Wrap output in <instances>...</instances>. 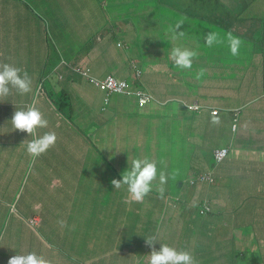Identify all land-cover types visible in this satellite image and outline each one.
<instances>
[{"label": "crops", "instance_id": "1", "mask_svg": "<svg viewBox=\"0 0 264 264\" xmlns=\"http://www.w3.org/2000/svg\"><path fill=\"white\" fill-rule=\"evenodd\" d=\"M77 1L20 0V3L13 4L12 0H0V63L21 67L33 79L32 93L19 95L13 91L12 95L0 101V235L10 227L8 238L3 241V234L0 236V264H8V260L15 255H27L32 252L44 256L50 264H108L104 260L117 253L113 244L118 242L119 237L127 234L126 230L123 235L122 230L129 226L127 220L130 216L138 214L147 203L151 212H146L145 216V232L148 234L156 222L155 218H159V211L167 208L169 202L166 197L168 194L165 193L164 199H160L159 194H150L142 203H126V186L113 191L110 190L109 182L122 179V174L130 168L133 159L150 158L155 154V137L152 140L149 137L159 135L155 132L162 125L163 128H169L166 131L168 134L171 131L169 121L168 125H165L166 120L161 118L166 108L175 106L178 120L184 123L185 130L189 129L190 138L201 127L200 120L195 117L204 118L209 115L205 110L196 112L189 109L195 101L193 98L160 94L159 89L152 90L150 87L148 89L152 90L150 93L153 101L139 105L135 98V107L130 109L124 100L111 99L113 95L125 94L103 92L92 86L86 77L71 74L68 67L60 64L61 60L71 66H86L89 73L99 79L112 74L131 82V77L127 78L123 74L122 65L117 64V58H114L113 64L110 65L112 60L107 56V47L100 46L95 39L90 49L82 53V46L89 41L91 33L95 30H84L70 41L65 30L74 25L67 21V18H79ZM83 18L87 21L89 19L87 14ZM70 44L66 49L65 46ZM56 61L58 64H55ZM59 65L63 67L60 74L64 81L61 93L62 96H67L66 101L59 99V96L54 97L55 89L49 76L51 69H58ZM35 96V107L49 122L48 127L41 131L43 134L54 131L57 141L54 148L33 160L27 152L25 141L33 137L15 130L11 119L15 111L26 110L29 101ZM55 99L59 100L58 105L53 104ZM262 99L264 98L257 97L255 102L259 103ZM65 102L66 107L63 108ZM149 103H153L152 107H147ZM257 105L264 107L262 101L260 106ZM83 116H86L89 124L80 125ZM63 129L65 137L61 133ZM205 139L211 138L208 136ZM213 146L218 145H212L208 155L204 156L201 162H193L195 175L189 172L190 185L187 184L186 189L193 187L195 190L176 197L172 202L171 206L176 210L179 222L173 228L168 226L166 232L174 236V228L179 225L195 228L199 234L198 242L210 235L211 247L219 252L224 251L226 247L222 236L229 239L232 232L239 241L247 239L242 238L244 234L237 233L244 230L247 215L234 214L227 229L225 216L215 208V204L223 202L211 198L209 200L214 203L212 212L206 214L208 222L197 224L195 198L202 189L209 188V184L194 183L195 178L202 174H214L213 166L216 164H219V177L230 173L223 160L216 162L211 158ZM154 161L158 172L169 170L168 166H161L160 160ZM245 168L249 170V163ZM260 173L247 174L253 186L241 185L238 190H255L253 193L258 195V190H262L264 182V175L262 177ZM230 175L236 174L231 173L228 176ZM25 176L26 187L22 188L21 180ZM257 178L260 179L254 183ZM46 180L51 182L48 187ZM39 186L47 189L39 190ZM23 190L27 191V197L19 210ZM153 190H156V187L153 186ZM74 199L80 204L74 202ZM176 200L186 202L177 204ZM56 206L65 209L66 206L76 207L72 212L67 211L63 220L66 222L65 227H61L55 219ZM123 218L126 219L125 222H122ZM201 226L204 228L200 229ZM135 231L133 225V234ZM259 243L264 244V234L259 238ZM253 254L256 258L264 257L263 250ZM261 264H264V261Z\"/></svg>", "mask_w": 264, "mask_h": 264}, {"label": "rangeland", "instance_id": "2", "mask_svg": "<svg viewBox=\"0 0 264 264\" xmlns=\"http://www.w3.org/2000/svg\"><path fill=\"white\" fill-rule=\"evenodd\" d=\"M132 1L133 0H106L105 2L104 0H78L76 3L78 9L76 8V10H78L77 14H79V18L77 16L76 18H67V21H69L74 26H72V28H67L65 32L68 34L70 41L71 39H74L76 34L81 33L84 30H100L102 32L100 34L105 35V37L108 30H113L115 31V33H119L122 41H124L123 43L121 40H119L121 45L125 46V43H127V45L129 44V47H122V49L115 50L112 45L105 44V47H107L108 49V54L110 55V58L112 60V63H110V65L113 64V59L116 56L119 61L117 64L122 65L123 74L128 78L132 72L130 63H136L135 66L139 67L142 73V78L140 79L142 81V89L149 90V87L152 90L153 88L157 90L159 89L162 93L169 95L173 94V96L176 98H180L183 95L182 91H187L185 93L186 96L184 97L186 99H191L189 97L196 95V90L194 88L195 85H197L199 92H201L203 95H208V92L212 90V88L209 86H215L219 84L223 89L218 91L216 94H220L223 92L222 95L217 98L211 96V100H213L216 104L222 105V103L225 102L228 94L233 101L236 96H238L240 99L242 98V96L249 99L247 100L248 105L243 106L239 113V119L241 121V124L239 125L240 129L238 130L237 122L229 121L227 123L231 131L236 132V134H233L230 137L231 140H229L228 143H226L225 138L222 141L221 138L216 137L205 139L203 130L206 126L212 125L210 121L212 120V118L215 120L216 117H211L209 115L205 116L204 118L195 117L196 120H200L201 127L199 130L194 132V136L190 138L191 135L189 129L185 130L184 123L179 122L178 120L179 118L177 116V112L175 111V106H170L162 112L161 118L162 120H166L165 122L169 121L171 131L168 134L167 132H165V130H163L162 125L160 129L156 131V133H159L160 135L159 140L157 139L156 141V145L158 146L159 144L161 147H164L166 149V152L161 156L155 153L153 156H150V158L152 159L148 157L147 158L150 160H160L168 162L166 165L169 167V170H166V174L169 178L164 186L165 193L168 194V196L166 197L169 198L168 206L167 208L159 211V218H155L156 222L148 234L145 232L146 212L151 213L148 204L145 203L144 207L139 210L138 214L131 215L129 220H127L129 226L127 227V234L124 235L125 239L123 237H119L117 239L118 242L113 244L114 251H117V253H115L113 257L106 258L104 260L108 264H126L129 260V255L131 254L135 256L134 259L138 264L139 262L137 260V255L132 250H129L128 246L130 242L133 241V248L137 251V253H142L143 255L148 256L151 253L152 248L146 246L145 238L149 236L157 237L158 242L154 244L156 250H159L160 244H167L168 246L175 248L184 246L183 237L173 236L166 232L168 226H171L173 228L179 222L176 217V210L173 209L171 204L176 199V197L183 196L195 190L193 187L190 189H186L187 184L190 185L189 172H192V174H194L193 162H201L204 156L209 153V148L212 145H215L216 143L222 145L226 144L227 146L232 148L234 147L232 139L235 137L236 143H242L243 146L238 150L237 155H235V151L230 149V152L222 161L224 165L230 170L229 174L235 173L236 175H240L238 179L234 180V182L237 184L235 186V189H238L241 185H249L251 183V178L244 179V175L242 172V170L245 169L247 163H249L248 173L256 174L254 170L255 168H261V171H264V107H258L257 104H259L260 106L261 101H259V103L255 102V104H253V96L257 93L262 92L260 83L256 87L258 90H255L254 93L250 95L246 92H243L242 87L239 89V92L237 90H232L229 87L228 82H223L219 79L216 80L217 82L211 81L214 77H216L215 71L211 72V68L208 67V65H206V63L203 62L202 59L196 58L197 60L193 61V64L196 63V65H194V71L198 73L201 68L206 70L205 74L201 77L203 79V85L205 86V88L201 87L202 85H199L198 83H194V85H192L191 83L187 84L185 83V71L177 70V67L174 66V63L169 58L171 49L178 45L197 51L195 48L201 43L198 42L199 45H196L192 42H186V39L194 37L193 31L202 32L203 35L207 31H209V29L207 28L211 27L214 30L215 25L210 24V22L203 21L204 19H202V21L197 19L190 20V22L195 23L194 25H196L195 28L197 30L187 28L188 30H192V36L190 35L191 32L186 31L188 35L184 39L172 42L169 39V35L167 32L168 26L171 24L164 22L161 30V22L159 21V19L156 20L151 17V15L148 14V10H146L147 8L142 11L141 7L139 16L137 18L130 17V14L134 13V8H132V6L134 5ZM223 1L224 4H220L218 6L217 12L220 16L223 17V25L225 26L226 30L231 31L233 29L236 32H241L244 27L246 29V25H248L251 27L248 31L250 35H247L248 38L247 41L244 42V44L246 46H249L250 44L260 45L262 42L260 37L261 35L264 36V0H261V2H258L257 0H251V4H239V0ZM12 2L13 4L16 2L20 3V0H12ZM178 5L184 6L187 4L182 3L181 1ZM67 12L71 15L70 11L67 10ZM86 14L89 18L88 21L87 19L83 18V16ZM140 14L143 16H141ZM201 14V17H205L208 15V13L204 15L202 12ZM120 17H130L132 19H130L129 21H123ZM178 17L180 18L181 16H171L170 22L174 23V19H177ZM114 20L115 24L110 26L112 22H114ZM79 27L81 31H79ZM105 31L106 33H103ZM236 32L232 33L237 37L238 34ZM32 35L34 38V34ZM244 44L241 46L240 55L237 56L240 59L236 60V57L230 56L228 59L224 60L227 65L231 64L230 67H233V71L236 72V77L224 76L222 78H230L231 83L234 86H237L239 84V80L237 77L240 74L238 72L240 66L246 69L247 67H244V63L246 65H249L251 62H257L260 66V61L254 59H264V51H245L242 49L246 47ZM69 46H71V44L66 45V49H68ZM206 48L214 51L229 50L226 43L224 45ZM62 63L67 64L65 60H61L60 64ZM55 64H58L57 61L55 62ZM226 70L229 71L228 69ZM62 71L63 67L59 65L58 69H51L49 76L50 79H52V87L55 89V92L53 93L54 97L59 96V99L63 98V100L66 101L67 96H62L61 93V88L64 82L60 75ZM176 73L178 74V77L172 80L171 78H173ZM249 73H251V69H249L248 72H243V75L240 77V79H246V77L251 75ZM89 83L99 89V87L94 85L92 81H89ZM152 90H149V92H152ZM112 98H115V100H124L125 105L130 109H133L135 107V97L133 95H113L111 96V99ZM221 98H224V101H222ZM50 102L52 103V100H50ZM58 103V99L53 100L54 105H58ZM66 103L67 102L63 104V108L66 107ZM262 103L264 104V99H262ZM152 104L153 103H149L147 107H152ZM30 105L34 107L36 106V96L29 101V106ZM223 114H225V112H221L219 117L223 116ZM203 121H206L204 125ZM81 124H89V122L86 120V116H83V120L81 121L80 125ZM234 124L236 125V127L233 130ZM228 128H226L225 130H228ZM64 131L65 129L61 130V133L62 136L65 137ZM37 134L40 136L43 135L41 129L38 130ZM208 169H210V166ZM158 171L159 170L157 168V180L153 182V186L156 187V189L158 187ZM173 174H175V178H172ZM227 179L229 178L227 177ZM230 179L233 180L232 178ZM21 181V185H23L22 188H25L27 176H25ZM45 183L48 187L49 183L51 182L50 180H46ZM179 183L181 184L179 185ZM222 183V181H218V184ZM109 185L110 190L114 191L115 189L111 182H109ZM47 187L42 188V186H39L38 189L46 190ZM51 187H53V185ZM50 190L56 189L50 188ZM221 191L225 192L226 194H220L219 198L225 197L226 201L232 202L235 205L237 202L242 200L241 197H244L242 207L244 212L248 214L244 230L237 232L240 233L239 235L244 234L242 238L246 237V240L239 241L232 232L229 235V239L224 238L223 236L221 237L226 243L224 262L227 264H234L235 262H237V264H253L259 260V258H256L253 253L260 250L264 251V244L260 245L259 243V238L264 234V190H258L260 192L258 195L253 193L255 190ZM172 192L175 193L172 194ZM231 192L233 193L231 194ZM150 194L157 195L159 193L157 190H153ZM199 195L200 192L197 194V196ZM84 196L87 201V195L85 194ZM26 197L27 191L23 190L21 199L19 201V210L22 207L21 204L24 203ZM219 198L216 199L217 202H221ZM74 202L79 203L77 199H74ZM132 206L134 207L135 205L133 204ZM66 207L67 208L65 209L64 207L56 206L57 209L55 211V219L57 220V222L66 218L67 211L72 212L76 208H68V206ZM197 212L198 214L195 215V217L198 218L197 224L207 223L209 218L200 209V207H197ZM224 216L227 222V229H229L231 225L230 214L224 213ZM125 220L126 219L123 218L122 222H125ZM133 225L136 228L134 234ZM202 227L203 226L199 228L201 229ZM6 229L9 230L10 235V227H7ZM194 232H196L195 228ZM198 244V240H194L193 243L185 248V251H189L193 254L197 262L199 261V255L197 252ZM253 256L254 259H251L253 258Z\"/></svg>", "mask_w": 264, "mask_h": 264}, {"label": "trees", "instance_id": "3", "mask_svg": "<svg viewBox=\"0 0 264 264\" xmlns=\"http://www.w3.org/2000/svg\"><path fill=\"white\" fill-rule=\"evenodd\" d=\"M181 1H182V3H185L187 5H184V6L178 5V4H180ZM257 1L261 2V0H257ZM132 3L135 7L132 6V8H134L133 14H130L128 12L130 14V17L137 18L139 16L141 7H142V9H141L142 11L145 8H147L146 10H148V14H150L151 17H153L156 20L159 19V21L161 22V30H162V27L164 25V22H166L168 24H174L177 21V19L179 18L178 17L177 19H174V23H172V22H170L171 16H186L188 18V21H186V23L182 26V28L180 30L191 32V34H190L191 36H192V30L196 29L195 28L196 25H194L195 23L190 22V20H193V19L194 20L197 19V20H201V21H202V19H204L203 21H207V22H210V24H214L215 25L214 30H222L221 31L222 34L224 32L229 31V30H226L225 26L223 25V20H222L223 17L220 16L217 12L218 6L220 4H224L223 0H133ZM243 3L251 4V0H239V4H243ZM139 5H140V7H139ZM201 12L204 15L208 13V15L205 17H201L202 16ZM141 16H143V15H141ZM130 17H127V18L120 17V18L123 21H127V20L129 21L130 19H132ZM114 18H116V17H114ZM114 24H115V20H114V22H112V24L110 26H112ZM187 28H191L192 30H188ZM250 28H251L250 26L246 25V29L244 27V29L241 32H236L233 29L231 30V32H236L238 34L237 37L240 38L242 41L246 42L247 38H248L247 35H250L248 32L250 30ZM193 32H194V37L186 39V42H192L193 44H196V45H199V43H201L199 46H196V48H195L198 51V56L196 58L202 59L203 62H205L206 65H208V67L211 68V72L215 71L216 77H214L211 81L217 82L216 80L219 79L223 82H228L229 87L232 90H237L238 92H239V89L242 87V91L246 92L249 95L253 94L255 90H258L256 87L260 83L262 94H264V59H262V58L254 59V60L260 61V66L258 65L257 62H255V63L251 62L249 65H246L244 63V65H245L244 67L251 69V73H249L251 75L246 77V79L245 78L240 79V77L243 75V72L244 73H245V71L248 72L249 69H247V68L245 69V68L240 66V69H238V72L241 75L239 74V76L237 77L239 80V84L237 86H234V85H232L230 78H227V79L222 78L224 76L225 77H227V76H230V77L235 76L236 77V72L233 71L232 66L230 67L231 64L227 65L224 62V60H226L230 56H232L230 54V50H227V51L209 50L206 48V46L204 44V40H203L204 34L202 35V32H197V31H193ZM90 33L91 32H89V34ZM100 33H102L100 30L94 31V33H91V37H90L89 41H87L82 46V53H85L90 49V46L93 42V39H95L99 43L100 46L105 47V44H104V42H105L106 44L112 45L115 50L116 49H122V47H129V44L127 45V43H125L126 44L125 46L121 45V43L119 42V40L122 41L120 34L117 32L115 33V31H113V30H108L107 33H106V31L103 32V33H106V37H105V35H101ZM260 38L262 41L260 45L250 44L249 46H246L244 44L246 47L242 48V49L245 51H248V52H254L257 50H260L263 52L264 51V36L261 35ZM122 42L124 43V41H122ZM207 50H209V51H207ZM104 55H106V52L104 53ZM107 56H110V55L107 54ZM205 57H207L208 59ZM114 58H117V57L115 56ZM196 58L193 61H196L197 60ZM235 59L238 60L240 58L236 57ZM61 65L68 67V70L70 71V73L75 74L76 76L86 77L88 80H90L91 78L101 80L99 78L92 76L89 73L88 67H86V66H83V65H72L71 66L69 63H67V64L62 63ZM194 65H196V63L192 64L191 70H181L179 68H177V70L185 71V83H187V84L191 83L192 85H194V83H198L199 85H202L201 87L205 88V86L203 85V79L202 78H200L199 80L196 79L197 73L194 71ZM226 69H228L229 71H227ZM84 70H87V73H84ZM107 75H112V74H107ZM106 76H104V78ZM130 77H131V82H129L130 88H134L135 86L142 88V81L139 80V78H135V76L132 74V72L130 74ZM176 77H178L177 73L171 79L174 80ZM217 77H221V78H217ZM183 81H184V79H183ZM211 81H209V82H211ZM208 86H209V83H208ZM209 87H211L212 90L208 92V95L207 94L203 95L201 92L198 91L197 85H195L194 88L196 90L195 91L196 95L189 97V98L195 99L194 102L198 105L197 109L195 110L196 112L201 111V110H205L208 112L209 116L216 117L215 120L212 118V120L210 121V123L212 125H208L209 128H205L203 130L204 136L206 138L208 136H210V138H215V137L221 138V141L225 138L226 143H228V141L231 140L230 137L233 134H236V132H232L227 123L229 121L237 122L238 128H239V125L241 124V121L239 119V113H240L243 106L248 105L247 100L249 98L242 96V98L240 99L238 96H236V98L233 101L229 97L230 95L228 94L225 102H223L222 105H218L213 100H211V98L212 97H214V98L220 97L223 92L220 94H216V93L218 91L222 90L223 88L219 84H217L215 86H209ZM186 92L187 91H182L183 95H185ZM159 93L161 94L162 92L160 91ZM130 95H133L136 98L135 94H130ZM221 100L224 101V98H221ZM151 101H153V99H151ZM25 109H27V108H25ZM212 110H216V111L212 112ZM221 112H225V114H223V116L219 117ZM217 119L219 120V123H214V121H216ZM205 123H206V121H203V125ZM164 124L168 125V121L164 122ZM226 128H228V130H225ZM163 130H165V132H166L167 130H169V128H163ZM206 133L208 134L207 136H206ZM149 138H150V140H152L154 138V140H153L154 152L160 156L165 154L166 149L164 147H161L159 144H158V146L156 145V141H157V139L159 140L160 135L156 136V134H155ZM213 144H215V143H213ZM216 145H217V143H216ZM207 155H208V153L206 154V156ZM211 158H212V156H211ZM210 161H211L210 165H212L213 159H211ZM218 167H219V164L218 165L216 164L215 166H213L215 173L213 174L211 181H207L209 184V188H207L206 190L202 189L200 191V195L195 198L197 205H203L205 203L209 204V199L219 198L220 194H226L225 192H222L221 190H238V189H235V186L237 184L234 182V180L238 179L240 177V175H234V176H231V175L230 176H228V175L224 176L223 175V176L219 177ZM254 170L256 173L261 172V170L259 168H255ZM242 172H243L244 178L246 179L247 174H249L247 169L245 168L244 170H242ZM84 173H85V171L83 170V174ZM263 175H264V172H261L260 176L263 177ZM227 177L232 178L233 180L227 179ZM247 179H249L248 176H247ZM259 179L260 178L255 179L254 183L257 182ZM218 181H222L223 183L218 184ZM203 182L207 183L205 180H203V179L199 180V178L197 177L194 183L202 184ZM249 186L250 187L253 186V183L251 182L249 184ZM207 190H210V191H207ZM239 190H241V188ZM242 190H245V189H242ZM262 190H264V182H263ZM148 196H146V197H148ZM219 199L223 203L222 204H215V208L218 210V212L221 215L224 216V213H228L232 216L234 214H239V213L242 214L243 213L245 216L246 215L248 216V214L244 212L243 207H242L244 197H241L242 200L237 202L236 205L232 202L226 201L225 197H221ZM185 202L186 201L182 202V201L176 200L177 204H183ZM196 211H197V209H196ZM209 213H210L209 211H206V214H209ZM2 229H4V228H1V230ZM126 230H127V227H124L122 230L123 235L125 234ZM3 232H2V234H3V238H4L3 241H4L6 238H8L9 231L5 230V232L4 233ZM167 232H168V230H167ZM185 232H188V233H185ZM189 232L191 234H189ZM174 236H180V237L184 238L183 239L184 246L176 248L177 250H185V248L188 247L191 243H193L194 240L199 241V239H198L199 234L197 232H194V228H190L189 226H185V225H179L176 229L174 228ZM123 238L125 239V236ZM211 242H212V239L210 238V235L207 236V238H204L199 242V244L197 246V250H198L197 252L199 255L198 264H221V261H222V264H227L224 262L225 250L224 251L220 250L219 252H217L214 249V247H211V245H210ZM206 244H208V246ZM128 249L132 250L137 255V260L139 262L138 264H148V258L146 257V255H143L142 253H137V251L133 248V241L130 242ZM134 258H135V256H133L132 254L129 255V260L126 264H137V262ZM251 259H254V258H251ZM263 261H264V257H259V260L253 264H261Z\"/></svg>", "mask_w": 264, "mask_h": 264}, {"label": "clouds", "instance_id": "4", "mask_svg": "<svg viewBox=\"0 0 264 264\" xmlns=\"http://www.w3.org/2000/svg\"><path fill=\"white\" fill-rule=\"evenodd\" d=\"M188 18L186 16H181L177 19L174 24L168 26L167 32L169 39L172 42L180 41L184 39L188 34L186 31H181L180 29L186 23ZM209 31L204 33L203 40L204 44L208 48L213 46H219L227 44V47L230 50V54L233 57L240 55L241 46L244 44L240 38L233 35L231 31L221 33V30H213L211 27L207 28ZM198 56V52L191 50L182 46H175L171 49L169 58L174 63V66L181 70H191L193 60ZM131 64L132 74L135 78H142V73L140 70V75L136 76L135 74V64ZM135 66V68L133 67ZM139 68V67H137ZM205 69L201 68L196 76V79H200L205 74ZM115 78L116 80H123L127 83V88L130 91H134L139 87L130 88L129 82L125 79L118 78L114 75H109ZM104 80L101 79L99 81ZM90 81V80H88ZM103 92H115L119 94L130 95L134 93L127 94L125 92L109 91L107 89H101ZM142 89V88H141ZM145 90V89H144ZM15 91L19 95H27L33 92V79L29 73L21 68L17 67L14 64L10 63H0V101L9 97ZM255 96V97H254ZM253 96V104H255L256 98H264L262 92L257 93ZM262 101V100H260ZM196 105V107H194ZM198 105L194 102L189 109L196 110ZM216 110H212L215 112ZM48 120L44 118L43 113L34 106H28L26 110L15 111L11 124L15 130L20 132L27 133L28 136L33 137L31 140L27 141V152L35 160L36 158L46 154L48 150L52 149L56 145L57 135L54 131L46 132L42 136L38 135L39 129H44L48 127ZM214 123H219L217 119ZM236 125L234 124L235 129ZM240 127L238 128V130ZM236 138V137H235ZM235 138L233 139L234 147L230 148L227 145L213 146L211 151V156L216 162L224 160V158L230 152V149L235 151V155L238 154V150L242 148V143H236ZM24 141V142H25ZM224 150V154L220 157V160L216 159L217 153ZM160 163L166 168L167 165L164 161ZM213 177L212 173L199 175L198 178L205 181H211ZM168 175L164 170H161L158 175V187L157 191L159 193V198L164 199L165 196V184L168 180ZM172 178H175V174L172 175ZM157 180V167L156 161L149 160L147 157L143 159H133L131 161L130 168L122 174V179H113L112 185L115 190H119L126 186V191L128 197L126 198V203L130 201L143 202L145 197L148 196L153 191V182ZM233 193V192H232ZM231 193V194H232ZM216 200V198H214ZM216 202V201H215ZM212 200H209V204L205 203L203 205H197L205 213L206 211L212 212L213 206ZM196 207V209H197ZM233 218V215L231 216ZM61 227L66 226V222L61 220L58 221ZM158 242L156 236H149L145 238L146 246L152 248L151 253L146 256L148 258V264H198L196 258L189 251L177 250L175 247H170L167 244H160L159 250H156L154 244ZM257 253V252H256ZM8 264H50L42 255H37L35 252L29 253L27 255H15L8 260ZM234 264H237L235 262Z\"/></svg>", "mask_w": 264, "mask_h": 264}, {"label": "built area", "instance_id": "5", "mask_svg": "<svg viewBox=\"0 0 264 264\" xmlns=\"http://www.w3.org/2000/svg\"><path fill=\"white\" fill-rule=\"evenodd\" d=\"M135 68V66H133ZM84 73H87V70H84ZM136 76L140 75V69L135 68ZM90 81L94 83V85L98 86L101 89H107L109 91H117V92H125L127 94L134 93L139 105L146 104L152 99V95L149 91L137 88L134 91H130L127 88V83L123 80H116L112 76L107 75L104 80L99 81L97 79L91 78ZM196 107V105H194ZM224 154V150L220 153L218 152L216 155V159L220 160V157Z\"/></svg>", "mask_w": 264, "mask_h": 264}]
</instances>
